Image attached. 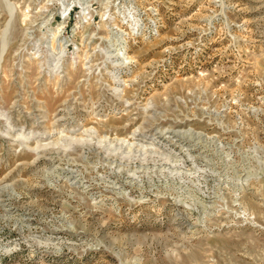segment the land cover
Segmentation results:
<instances>
[{"label": "rangeland", "instance_id": "rangeland-1", "mask_svg": "<svg viewBox=\"0 0 264 264\" xmlns=\"http://www.w3.org/2000/svg\"><path fill=\"white\" fill-rule=\"evenodd\" d=\"M0 264H264V0H0Z\"/></svg>", "mask_w": 264, "mask_h": 264}]
</instances>
